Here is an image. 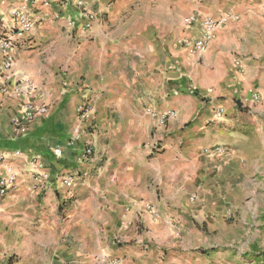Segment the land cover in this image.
Here are the masks:
<instances>
[{"label": "crops", "instance_id": "0c3cea01", "mask_svg": "<svg viewBox=\"0 0 264 264\" xmlns=\"http://www.w3.org/2000/svg\"><path fill=\"white\" fill-rule=\"evenodd\" d=\"M206 1L189 11L211 13ZM82 2L98 13L90 32L73 0H0V34L12 10L36 16L13 36L15 74L0 91V175H16L0 196V264H264V68L231 65L227 23L200 57L173 32L152 41L162 20L182 19L174 0ZM20 74L34 90L13 93ZM255 86L263 98L251 104ZM29 100L45 113L15 121ZM147 107L175 111L165 130H153ZM216 144L233 154H205Z\"/></svg>", "mask_w": 264, "mask_h": 264}, {"label": "built area", "instance_id": "2783aa9c", "mask_svg": "<svg viewBox=\"0 0 264 264\" xmlns=\"http://www.w3.org/2000/svg\"><path fill=\"white\" fill-rule=\"evenodd\" d=\"M75 5L80 8V13L84 18L83 32H90L93 28L94 22L98 18V13L94 8L86 6L82 0H73ZM36 0H32L35 3ZM43 4H48L49 0H42ZM13 22L11 25V33L0 34V51L2 53V58L0 59V91L6 92L7 85L6 79L8 74H15L12 71L13 60L10 55V50L13 47V36H19L24 33H28L33 30L36 24V16L31 10L26 9H14L12 10ZM232 18V15H223L220 17H213L207 13L203 12H190L184 15L181 19L182 33L178 35L175 39V43L181 46L190 53H194L200 57L207 50L208 44L213 39L215 32L218 28L224 26ZM192 31V32H190ZM234 66L239 70H243L244 64L241 59L235 57L233 60ZM34 90V85L31 78L27 75L20 74L19 79L14 87L13 93L20 94L24 92H30ZM263 96L259 89L255 86L250 91V95L247 98L248 103L254 104L259 103ZM80 110L82 116H87L90 111V106L87 101L80 105ZM46 108L39 106L29 100L23 112L19 118H15V121L23 119L24 121H30L35 114L45 113ZM146 111L151 119V126L153 130H165L168 122L174 117L175 111L173 109H155L152 107H147ZM214 119L220 118L224 114V108L221 106L215 107L213 111ZM20 130L25 131V127H20ZM162 149L160 139H154L149 145L150 153H158ZM54 154L56 156H61L62 151L59 146L54 148ZM234 149L228 145L216 144L214 147H210L205 150V154L216 155L219 157H228L232 155ZM93 156V149L90 145L85 146L83 153L81 155L82 160H89ZM2 155L0 154V160ZM36 158L31 161L35 163ZM7 174L0 175V196L5 194L7 189L14 183L16 175L12 169H7ZM42 181L47 178L46 174H38ZM60 183L64 187H72L74 183V175L67 174L60 177ZM140 206L144 211L149 213L152 218L159 219L160 215L156 212L151 203L147 201H138ZM106 264H120L118 259L107 260Z\"/></svg>", "mask_w": 264, "mask_h": 264}, {"label": "rangeland", "instance_id": "374dc122", "mask_svg": "<svg viewBox=\"0 0 264 264\" xmlns=\"http://www.w3.org/2000/svg\"><path fill=\"white\" fill-rule=\"evenodd\" d=\"M227 1L222 3L207 0L201 5L212 11L206 13L215 18L223 15L234 17L227 23V30L223 37L230 50L231 65L234 66L233 57L236 56L242 58L245 63L258 62L264 68V0ZM189 2L190 0H174V10L183 11L182 16L190 13L189 7L192 4ZM180 21L179 18L162 20L158 23L159 33H155L151 40L159 41L163 37L161 35L170 34V32L177 37L182 31ZM261 202L263 203L264 199ZM259 248H264V244H260Z\"/></svg>", "mask_w": 264, "mask_h": 264}]
</instances>
